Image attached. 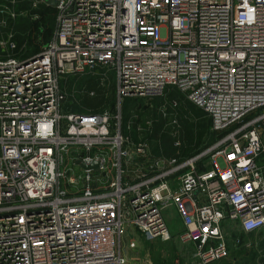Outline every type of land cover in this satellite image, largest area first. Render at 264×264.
<instances>
[{"label":"built area","instance_id":"1","mask_svg":"<svg viewBox=\"0 0 264 264\" xmlns=\"http://www.w3.org/2000/svg\"><path fill=\"white\" fill-rule=\"evenodd\" d=\"M13 1L0 0V264H123L129 229L169 237L168 206L203 262L226 256L228 223L264 227V0ZM42 5L52 33L21 58L13 23ZM95 74L111 76L113 111H65L62 80ZM170 88L222 133L198 154H156L123 120L125 99Z\"/></svg>","mask_w":264,"mask_h":264},{"label":"rangeland","instance_id":"2","mask_svg":"<svg viewBox=\"0 0 264 264\" xmlns=\"http://www.w3.org/2000/svg\"><path fill=\"white\" fill-rule=\"evenodd\" d=\"M21 2L25 1L15 0L10 4L13 9H16ZM41 14L42 10L37 9L26 12V16L31 17L30 15H32V21L35 20V17L39 18L32 34L27 39V43H25L27 48L36 46L38 43H44L52 32L54 26V11H47L43 16H41ZM40 46L42 45L40 44ZM31 54L32 52L29 49L21 56V58H24L25 56L28 57ZM83 76L84 75L71 76V78L67 77L68 80L63 82L62 89L68 95L67 102L69 103L70 101V111H76L77 109L74 105L78 103V81ZM172 100L177 102L175 107V110L178 113V116L176 115V123L170 122L173 118V110L170 109L169 103H171ZM187 100L189 99L186 95L176 90H169L162 97L127 98L122 106L123 120L136 117L138 121L142 123L141 126L143 127V130H145L142 131V134L147 138L151 145V149L154 151L155 139L152 134H154L155 131V123H162V128H167V126L170 127L168 132L170 137H175L174 140L178 139L181 142L180 116L178 110L179 106L183 105ZM64 109L68 110L65 106ZM253 116H255V113L248 115L246 119H250ZM145 121L150 122L149 129L146 128L147 125ZM127 132L135 137V132L133 130H127ZM216 136V133L211 132L208 129L203 140L204 142L201 145L202 150L208 148L212 144L211 140L215 139ZM171 139L170 143L172 145L174 140ZM192 151L193 150H189L188 153H191ZM174 152L179 153L178 150ZM163 154L166 156L172 155H168L167 153ZM67 158L68 156L66 155L65 159ZM67 166H70L69 161ZM74 169L78 170L79 168L74 167ZM70 173L71 172L69 171V174ZM169 207L163 211L166 224L169 228V237L166 239L154 238L148 240L139 234L134 228L129 229L121 238V252L125 259L123 264H258L260 257L264 255V236L262 235L264 234V227L257 232L245 233L238 228L236 223L230 222L225 226V241L228 244V252L226 256L210 262H203L196 255L194 242L182 238L181 234L183 232V226L180 224L179 218L172 207ZM130 238L135 242L134 247H130L127 243V240Z\"/></svg>","mask_w":264,"mask_h":264},{"label":"trees","instance_id":"3","mask_svg":"<svg viewBox=\"0 0 264 264\" xmlns=\"http://www.w3.org/2000/svg\"><path fill=\"white\" fill-rule=\"evenodd\" d=\"M24 8H28L27 2H21L20 4H18V7L16 9L20 10ZM36 9L42 10L41 16H43V14L47 11H54L52 7L45 5H42ZM30 16L32 17V15ZM28 17L29 16L26 15H18L13 23L12 28L15 31V37L18 41V44L22 43L23 41L27 43L28 37H30L35 25H37V22L39 21V18H34L35 20L32 21L31 17ZM48 39L44 43L40 44L44 45L48 41ZM40 44L38 43L36 44V46H32L31 52L36 53L40 51L42 47L40 46ZM67 77L71 78V76L69 75ZM63 82L64 81L62 80V87ZM169 90L176 89L170 88ZM77 96L78 103L74 105L76 106L77 111L98 113L107 108L113 111L114 84L110 78V74H107V77H103L101 74L84 75L83 77H81L78 81ZM69 103L65 101L63 103V108L65 106V108L67 107V109L70 111L71 107L69 106ZM178 111L180 116L181 144L177 148L172 146L173 143L171 145L170 139L172 138L171 140H174V138L170 137L168 133L170 127L167 126V128H162V123H155V131L152 136L155 139L154 151L156 154H160L163 152L167 153L168 155H175L176 153L174 151L178 150L180 156L188 157L203 151L201 145L203 144V140L209 129L210 119L207 117L206 113L202 109L195 106L189 100L185 101L183 105H180ZM216 134V138L211 140V142L215 141L218 137L222 135V133ZM189 150L193 151L191 153H188ZM262 235L264 236V234ZM258 264H264V255L260 257Z\"/></svg>","mask_w":264,"mask_h":264},{"label":"water","instance_id":"4","mask_svg":"<svg viewBox=\"0 0 264 264\" xmlns=\"http://www.w3.org/2000/svg\"><path fill=\"white\" fill-rule=\"evenodd\" d=\"M46 2L51 4V5H55V3H56L55 0H46ZM78 163H80L83 168H95L97 166V160H95L94 162H92L89 165L82 163L80 160H78Z\"/></svg>","mask_w":264,"mask_h":264},{"label":"crops","instance_id":"5","mask_svg":"<svg viewBox=\"0 0 264 264\" xmlns=\"http://www.w3.org/2000/svg\"><path fill=\"white\" fill-rule=\"evenodd\" d=\"M169 207V206H168ZM172 207V209L174 210V212L176 213V210L174 209V207L173 206H171ZM171 207H169V208H171ZM166 209V208H165ZM176 215H177V213H176ZM178 216V215H177ZM180 221V220H179ZM181 224V223H180Z\"/></svg>","mask_w":264,"mask_h":264}]
</instances>
